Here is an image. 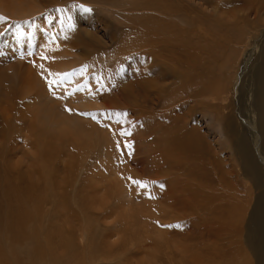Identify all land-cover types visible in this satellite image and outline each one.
I'll return each instance as SVG.
<instances>
[{
	"label": "rangeland",
	"instance_id": "rangeland-1",
	"mask_svg": "<svg viewBox=\"0 0 264 264\" xmlns=\"http://www.w3.org/2000/svg\"><path fill=\"white\" fill-rule=\"evenodd\" d=\"M14 1L32 11H0V264H264L248 242L264 166L257 186L236 148L255 131L263 149L246 107L264 0H174L176 50L144 47L170 0ZM227 17L247 35L221 48Z\"/></svg>",
	"mask_w": 264,
	"mask_h": 264
},
{
	"label": "bare ground",
	"instance_id": "bare-ground-1",
	"mask_svg": "<svg viewBox=\"0 0 264 264\" xmlns=\"http://www.w3.org/2000/svg\"><path fill=\"white\" fill-rule=\"evenodd\" d=\"M9 1H11V0H9ZM152 1V0H151ZM154 1V0H153ZM164 1V0H163ZM171 2L167 5H165L164 3H162V5H163V8L165 9V13L167 14V17L170 19V21L168 20V22L166 21V18L167 17H164L163 18V16H160V17H153L152 18V16H150V18H147V20H146V22H145V24L143 25V30H144V32H145V34H146V36L147 37H145L144 39H145V45H144V47L147 45V47L149 48L150 46L152 47V49L153 50H155V49H162L163 50V48L161 47V45H163V47L164 48H166V47H170V48H172L173 50H176L177 48H179V49H181V48H183V49H185V46L187 45L186 43H183L182 42V40H180V37H176L175 35H174V25H173V20H175L176 18H175V16L177 15V14H179V13H186V14H189V9L188 8H186V9H184L183 10V8H180L177 4H173V1L174 0H170ZM240 2H244V3H246L245 5H241L240 4ZM2 3V4H1ZM4 3V4H3ZM23 3L24 2H10V4H9V2H7V0H5V1H2V0H0V11H1V13H3L2 11H6V12H8V10L9 9H11V10H9V12L12 14V16H17L18 18L19 17H26L27 15H31L30 13V11H32V10H29V9H27V8H25L24 6H22L23 5ZM32 3V2H31ZM149 3V2H148ZM166 3V2H165ZM249 3V1L248 0H238V1H236V4L235 5H238V7H240V8H246L247 7V5H249L248 4ZM25 4V3H24ZM161 4V3H160ZM159 4V5H160ZM153 5V3L151 4H149V5H147V7L149 6V8H148V10H151V6ZM138 6V5H137ZM158 6V5H157ZM231 6V5H230ZM30 7V6H29ZM31 8H32V5H31ZM153 8V7H152ZM7 9V10H6ZM33 9H35V8H33ZM154 9V8H153ZM260 11H264V5H262V6H258V7H256V10H255V18L257 19V21L255 22L256 23V29H258V30H260L259 29V25H258V21H259V14H260ZM34 12V11H33ZM159 12V11H158ZM155 14V13H154ZM228 14L230 15V17L232 18V19H235L236 17H235V13H233V12H228ZM10 15V14H9ZM183 17V16H182ZM235 17V18H234ZM186 18H187V16H186ZM224 18V17H223ZM231 18H225V20L227 19V23H226V25L227 26H225V29L227 30V32H229L228 34H224V35H221L220 37H219V39H222L223 38V36L226 38L227 37V39H224L225 40V42H224V40L222 41V43H221V45L219 46V47H221V48H225V44L228 42L229 44L231 43H233V44H235V41L236 42H241V40H242V38L244 37V34H246V31H245V28L244 27H242L243 28V31H239L238 30V28H237V26L239 25L240 26V21L239 20H237L238 22L237 23H234L233 24V20L231 19ZM246 18V17H245ZM248 18V17H247ZM247 18L246 19H243L242 20V22H244V25H246V26H248L249 27V25H250V22L247 20ZM237 19V18H236ZM202 20V19H201ZM225 20H224V22H225ZM264 20V19H263ZM211 21H213V20H211ZM220 21H221V19H220ZM221 23H222V21H221ZM240 23V24H239ZM190 24V23H189ZM189 24H187V25H189ZM193 24V23H192ZM223 24V23H222ZM221 24V25H222ZM195 25V24H194ZM189 26H191V24L189 25ZM198 27H199V25H197ZM240 28V27H239ZM255 29V30H256ZM22 30V29H21ZM211 30V29H210ZM176 31V30H175ZM18 32H20V30L18 31ZM29 32V31H28ZM30 32H31V30H30ZM178 32V31H177ZM182 32V31H181ZM203 33H206L207 31H202ZM242 33H244V34H242ZM17 34V33H16ZM19 34V33H18ZM17 34V35H18ZM21 34V33H20ZM185 34H187V32H185ZM191 34H192V31H191ZM197 34V33H196ZM188 35H190V34H188ZM210 35H211V33H210ZM213 35H215L216 36V34L215 33H213ZM213 35H211L212 37H213ZM247 35V34H246ZM245 35V36H246ZM262 35V36H261ZM261 35L259 36L260 38L258 39V40H256V42H255V52H253V53H255L256 54V56L257 57H255L256 59H258L257 61H256V63L259 61V64H257V66H258V68H257V74H256V77L255 76H253L254 78L252 79L251 77H250V81H256V86H257V91H252V93H251V97H252V99L254 100V102H252V103H249V104H251V106L249 107V104H247V107H246V113L247 114H252L253 112H254V114L255 115H252V116H255V118H256V116H257V119H258V121L256 122V125H257V132H259V133H261V140H262V146H263V149H261L262 147H260V141H259V138H258V135L256 134V132L254 131V132H252L251 134H246V135H248V136H239L240 138H238L239 140H238V143L236 144V148H237V151H238V154L240 155V157H241V161H242V165H243V168H244V171H245V174L251 179V181H253L254 182V184L255 185H257L258 186V184L259 185H261L262 183H263V180H262V174H261V172H262V169H261V171H260V167L261 166H264V31H262V33H261ZM26 36V35H25ZM20 37V35L18 36V38ZM22 37V36H21ZM28 38H29V36H27ZM184 37V36H183ZM183 37H181V38H183ZM210 37V36H209ZM186 38H187V36H186ZM216 38H217V36H216ZM144 40V39H142V38H139V41L138 42H140L141 40ZM248 39V38H247ZM30 40V39H29ZM186 40V39H185ZM188 40V39H187ZM215 40V39H214ZM217 40V39H216ZM227 40V41H226ZM244 40V39H243ZM25 41V40H24ZM191 41V40H190ZM215 44H218V40H217V42H215V41H213ZM27 43V42H26ZM25 43V44H26ZM220 43V42H219ZM225 43V44H224ZM24 44V43H23ZM136 44H138V43H136ZM139 44H141V43H139ZM237 44H239V43H237ZM236 44V45H237ZM30 45V44H29ZM143 45V44H142ZM148 45H150V46H148ZM189 46V45H188ZM141 47V46H140ZM181 47V48H180ZM171 49V50H172ZM182 49V50H183ZM149 50V49H148ZM152 50V51H153ZM215 50V49H214ZM228 50V49H227ZM150 51H151V49H150ZM261 51V53H259ZM155 52V51H154ZM157 52V51H156ZM158 53V52H157ZM162 53H164V51L162 52ZM147 54H148V52H147ZM152 55V54H151ZM166 55V54H165ZM182 56H184L183 54H181ZM149 56H150V53H149ZM155 56V55H154ZM162 56V55H161ZM161 56H159V57H161ZM253 56V55H252ZM158 57V58H159ZM163 57H165L164 55H163ZM169 58H170V56H168ZM216 57V56H215ZM236 57V50L232 53V55L230 56V58H229V64H231L230 62H232V61H234V58ZM261 57V58H260ZM149 58V57H148ZM173 58V57H172ZM177 58H179V57H177ZM152 60H154L153 58H151ZM157 59V58H156ZM165 59V58H164ZM163 59V60H164ZM175 59V58H174ZM260 59H261V62H260ZM162 60V61H163ZM176 61H177V59H176ZM152 62V61H151ZM52 63H54L56 66H61V65H63V64H65V62L64 61H56V60H52ZM148 63V62H147ZM160 63V62H159ZM165 63H167V62H165ZM174 63V62H173ZM179 63H181V62H179ZM253 63H254V61H253ZM150 64V63H149ZM148 64V65H149ZM175 64H176V62H175ZM252 64V63H251ZM255 64V63H254ZM53 65V64H52ZM151 65V64H150ZM164 65V64H163ZM168 65V64H167ZM152 66V65H151ZM213 66V65H212ZM227 66H229L228 64H227ZM54 67V66H53ZM152 68V67H151ZM251 69V68H250ZM160 70H161V68H160ZM254 70V69H253ZM252 70V71H253ZM215 72V71H214ZM255 72V71H254ZM211 74V73H210ZM246 74H247V72L244 74L245 76H246ZM245 76H244V78H245ZM243 77V76H242ZM147 78H150V77H147ZM243 78V79H244ZM150 80H151V78H150ZM254 81V82H255ZM154 82V81H153ZM198 82V81H197ZM240 82L241 83H238V86H237V88H236V90H238L239 89V87L241 86V88L243 87L242 86V79H240ZM152 85V87H154L155 85H153V84H151ZM225 85V84H224ZM249 85V84H248ZM251 85V84H250ZM254 85V84H253ZM233 86V85H232ZM252 86V85H251ZM225 87V86H224ZM213 88V87H212ZM212 88H209V89H212ZM184 89V88H183ZM195 89V88H194ZM215 90V91H214ZM250 90V89H249ZM252 90V89H251ZM78 91V90H77ZM76 91V92H77ZM163 91V90H162ZM186 91V90H185ZM189 91V90H188ZM187 91V92H188ZM186 92V93H187ZM247 92V91H246ZM77 94V93H76ZM79 94H81V93H79ZM212 94H214V96H213V98L215 99V98H217V96H216V89L215 88H213V90H212V93L210 94V95H212ZM230 94V93H229ZM228 94V95H229ZM95 95H97V94H95ZM158 95H160V93H158ZM178 95H179V93H178ZM181 95V94H180ZM186 95H189V97L191 96V97H195V98H198V97H196V96H199V97H201L200 95H201V91H199V90H191V92L189 93V94H186ZM93 96V95H92ZM155 96V95H154ZM182 96V95H181ZM216 96V97H215ZM76 97V96H75ZM56 98V97H55ZM79 98V97H78ZM81 98H82V96H81ZM194 98V99H195ZM39 99H41V98H39ZM110 99V98H109ZM153 99H154V97H153ZM156 99H158V97L156 98ZM192 99V98H191ZM203 99V98H202ZM37 100V99H36ZM63 101V100H62ZM65 101V100H64ZM82 102H84V100H81ZM163 101V100H162ZM161 101V102H162ZM165 102H166V100H164ZM207 101V100H206ZM168 102V101H167ZM249 102V101H248ZM43 103V102H42ZM68 103V102H67ZM75 103H77V101L75 102ZM74 103V104H75ZM158 103V102H157ZM170 103V102H169ZM168 103V104H169ZM44 105H45V103H43ZM48 106V105H47ZM57 106H58V108L60 107V105L59 104H57L56 106H54V108H57ZM156 106V105H155ZM48 108L52 111V112H54L55 110L52 108V107H50V106H48ZM67 109V108H66ZM71 109V108H70ZM73 109V108H72ZM46 111H48V109L46 110ZM63 111H65L64 109H63ZM69 111V110H68ZM67 111V112H68ZM66 112V111H65ZM44 113H45V111H44ZM69 113V112H68ZM61 114V113H60ZM70 115H71V113H69ZM59 116V115H58ZM53 117H54V121L56 120V116H55V114L53 115ZM67 117H68V115H66L65 113H63V115H60V120L61 121H55V125H57V124H60V125H63V126H65V123L66 122H64V120H66L67 119ZM69 118H70V116H69ZM221 118V117H220ZM53 119V118H52ZM52 119H51V121H52ZM249 123V122H248ZM53 124V123H52ZM74 124V123H73ZM230 126V124L228 125V127ZM74 127H78V125L77 124H74ZM79 127H81V126H79ZM63 131V130H62ZM235 133V129H231L230 131H229V134H234ZM186 136V135H185ZM238 136V135H237ZM250 138H251V140H252V142H253V145H252V143L250 142ZM236 139V138H235ZM174 142V141H173ZM173 142H172V144H173ZM175 143H178V142H175ZM189 143V142H188ZM182 145V144H181ZM177 147V146H176ZM179 147V146H178ZM182 147V146H181ZM180 147V148H181ZM188 147V146H187ZM183 148V147H182ZM185 150H186V148H185ZM168 156V155H167ZM169 166V165H168ZM28 192V191H27ZM12 194V193H11ZM263 194V193H262ZM2 194H0V196H1ZM13 195V194H12ZM169 195V194H168ZM173 195V194H172ZM2 197V196H1ZM0 197V198H1ZM174 197V196H173ZM264 196L262 195V196H259V198H258V201H257V204H256V206H255V209H254V211H253V213H252V216H251V218H250V220H249V223H248V242H249V244H250V246L256 251V255L257 256H259V259L258 260H260L259 262L261 263V260H262V258H264V241L262 240V239H258V237L261 235L262 237H263V232H264V198H263ZM178 200V199H177ZM20 215V214H19ZM27 219H28V216H26V215H20V217H19V220H18V224H19V226L21 227V228H23V229H27V225H25V227H23L22 226V224L24 223V224H27ZM188 222V221H187ZM20 228V229H21ZM15 229H13V232H15L14 231ZM17 233H19L18 232V230L16 231ZM203 233H205V231L203 232ZM202 233V234H203ZM201 234V235H202ZM255 234L257 235V238H256V236H255ZM14 236V235H13ZM203 236V235H202ZM15 239H17L18 238V236H15L14 237ZM35 251H38V250H32L31 252H35ZM28 255L30 254V250H28ZM38 253H40L39 251H38ZM32 254H34V253H32ZM35 255V254H34ZM37 258V257H36Z\"/></svg>",
	"mask_w": 264,
	"mask_h": 264
},
{
	"label": "snow or ice",
	"instance_id": "snow-or-ice-1",
	"mask_svg": "<svg viewBox=\"0 0 264 264\" xmlns=\"http://www.w3.org/2000/svg\"><path fill=\"white\" fill-rule=\"evenodd\" d=\"M85 12H87V11H89L88 9H83ZM0 19H3V17H0ZM0 35H3V33H0ZM69 111H71L70 109H69ZM130 147V146H129ZM134 183H136V184H138L141 188H144V187H146V185H144L142 182H140V181H134Z\"/></svg>",
	"mask_w": 264,
	"mask_h": 264
}]
</instances>
